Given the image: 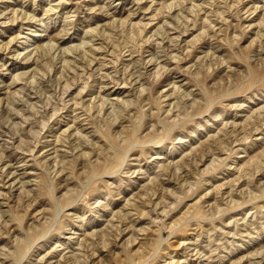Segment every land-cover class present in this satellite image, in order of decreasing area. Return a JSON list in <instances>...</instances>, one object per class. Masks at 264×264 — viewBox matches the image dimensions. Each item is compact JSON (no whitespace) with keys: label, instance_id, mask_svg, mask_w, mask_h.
I'll return each instance as SVG.
<instances>
[{"label":"rangeland","instance_id":"obj_1","mask_svg":"<svg viewBox=\"0 0 264 264\" xmlns=\"http://www.w3.org/2000/svg\"><path fill=\"white\" fill-rule=\"evenodd\" d=\"M0 128V264H264V0H0Z\"/></svg>","mask_w":264,"mask_h":264},{"label":"bare ground","instance_id":"obj_2","mask_svg":"<svg viewBox=\"0 0 264 264\" xmlns=\"http://www.w3.org/2000/svg\"><path fill=\"white\" fill-rule=\"evenodd\" d=\"M207 4H208V3H207ZM51 10H52V9H51ZM56 12H57V10H56ZM192 13H193V12H192ZM15 15H17V14H15ZM15 15H14V16H15ZM19 15H20V14H19ZM34 16H35V15H34ZM34 16H33V18H34ZM206 16H207V15H206ZM19 17H20V16H19ZM29 18H30V17H29ZM207 20H209V18H208ZM205 21H206V18H205ZM210 21H211V20H210ZM216 21H217V20H216ZM195 22H196V21H195ZM204 23H205V22H204ZM207 23H208V22H207ZM92 33H93V31H92ZM93 34H94V33H93ZM98 35H100V34H98ZM101 37H102V34H101ZM91 39H92V38H91ZM95 39H96V38H95ZM93 40H94V39H93ZM83 41H84V40H83ZM86 41H87V40H86ZM146 42H147V41H146ZM83 43H84V42H83ZM87 43H90V41L86 42L85 44H87ZM141 43H142V42H141ZM169 44H170V43H169ZM82 46H83V44H82ZM87 46H88V45H87ZM94 46H95V45H94ZM44 47H45V46H44ZM46 47H48V46H46ZM50 47H52V45H51ZM80 47H81V46H80ZM75 48H76V47H75ZM77 48H78V47H77ZM77 48H76V49H77ZM87 48H89V47H87ZM102 48H103V47H102ZM102 48H101V49H102ZM163 48H164V47H163ZM46 49H47V48H46ZM50 49H51V48H50ZM53 49H54V48H53ZM53 49H52V50H53ZM76 49H74V50L76 51ZM92 49H93V48H92ZM96 49H97V48H96ZM168 49H169V48H168ZM43 50L45 51V48H44ZM47 50H49V48H48ZM71 50H72V49H71ZM71 50H70V51H71ZM74 50H72V52H73ZM86 50H87V49H86ZM89 50H90V49H89ZM102 50H103V49H102ZM107 50H108V49H107ZM165 50H166V49H165ZM96 51H97V50H96ZM110 51H111V50H110ZM49 52H50V51H49ZM84 52H85V51H84ZM86 52H88V50H87ZM89 52H91V51H89ZM165 52H166V51H165ZM33 53H34V52H33ZM35 53H36V51H35ZM61 53L63 54V52H61ZM65 53H66V52H65ZM69 53H70V52H69ZM76 53H77V52H76ZM162 53H163V52H162ZM166 53H167V52H166ZM38 54H39V53H38ZM41 54H42V53H41ZM71 54H72V53H71ZM74 54H75V52H74ZM89 54H90V53H89ZM32 55H33V54H32ZM64 55H65V54H64ZM81 55H82V54H81ZM81 55H80V56H81ZM86 55H87V54H86ZM167 55H168V53H167ZM28 56H29V55H28ZM35 56H36V55H35ZM44 56H45V55H44ZM58 56H59V55H58ZM84 56H85V54H84ZM84 56H83V58H84ZM89 56H90V55H89ZM156 56H157V54H156ZM159 56H160V55H159ZM169 56L172 57L171 54H170ZM29 57H30V56H29ZM37 57H38V56H37ZM59 57H60V56H59ZM73 57H74V56H73ZM78 57H79V56H78ZM78 57H77V58H78ZM95 57H96V56H95ZM132 57H133V56H132ZM171 57H170V58H171ZM30 58H31V57H30ZM66 58H67V57H66ZM77 58H76V59H77ZM152 58H153V57H152ZM154 58H156V57H154ZM154 58H153V59H154ZM27 59H28V57H27ZM71 59H72V58H71ZM79 59H80V58H79ZM149 59H150V58H149ZM174 59H175V58H174ZM28 60H29V59H28ZM66 60H67V59H66ZM66 60H65V62H67V64L70 63V61H66ZM74 60H75V58H74ZM74 60H73V61H74ZM89 60H90V59H88V61H89ZM92 60L94 61V58H93ZM92 60H91V61H92ZM47 61H48V60H47ZM75 61H76V60H75ZM77 61H78V59H77ZM171 61H172V60H171ZM43 62H44V61H43ZM85 62H87V61H85ZM151 62H153V61H151ZM169 62H170V61H169ZM37 63H38V62H36V64H37ZM74 63H75V62H74ZM89 63H91V62L89 61L87 64H89ZM65 64H66V63H65ZM78 64H79V63H78ZM87 64H85L84 66H86ZM91 64H92V63H91ZM38 65H39V64H38ZM75 65H77V64H75ZM81 65H82V63H81ZM102 65H103V63H102ZM114 65H115V64H114ZM135 65H136V64H135ZM155 65H156V64H155ZM159 65H160V64H159ZM164 65H165V64H164ZM40 66H41V65H40ZM66 66H67V68H66L67 70H66V69H65V70H66V71H69V70H68V65H66ZM77 66H79V65H77ZM88 66H89V65H88ZM90 66H92V65H90ZM42 67H43V66H42ZM64 67H65V66H64ZM64 67H63V68H64ZM81 67H82V66H81ZM83 68H84V67H83ZM86 68H87V67H86ZM134 68H135V67H134ZM142 68H143V67H142ZM38 69H39V68H38ZM52 69H53V68H52ZM52 69H51V70H52ZM70 69H71V70H74V69H72L71 67H70ZM75 69H76V68H75ZM87 69H88V68H87ZM90 69H92V68H90ZM65 70H64V71H65ZM82 70H84V69H82ZM100 70H101V69H100ZM64 71H63V73H64ZM76 71H77V69H76ZM84 71H85V70H84ZM87 71H89V70H87ZM156 71H157V70H156ZM160 71H161V69H160ZM85 72H86V71H85ZM85 72L83 73L84 75H85ZM136 72H137V71H136ZM138 72H139V71H138ZM138 72H137V74H139L141 71H140L139 73H138ZM66 73H67V72H66ZM72 73H73V72H72ZM75 73H76V75H77V72H75ZM92 73H93V72H92ZM156 73H157V72H156ZM158 73H159V71H158ZM158 73H157V74H158ZM36 74H37V73H36ZM61 74H62V73H61ZM64 74H65V73H64ZM73 74H74V73H73ZM79 74H81L80 76H83L82 73H79ZM24 75H25V74H24ZM39 75H40V74H39ZM68 75H70V73H69ZM74 75H75V74H74ZM74 75H71V76H74ZM76 75H75V76H76ZM135 75H136V74H135ZM135 75H134V76H135ZM18 76H19V75H18ZM34 76H36V75L34 74ZM44 76H45V75H44ZM59 76H60V75H59ZM59 76H58V77H59ZM66 76H67V75H66ZM71 76H70V77H71ZM75 76L73 77L74 79L72 78V79H73V83H74V80H75ZM78 76H79V75H78ZM87 76H88V75H87ZM94 76H95V75H94ZM94 76H93V77H94ZM110 76H111V75H110ZM115 76H116V74H115ZM158 76H159V75H158ZM19 77H20V76H19ZM67 77H68V76H67ZM102 77H103V76H102ZM108 77H109V76H108ZM32 78H33V76H32ZM35 78H36V77H35ZM60 78H61V77H60ZM63 78H64V77H63ZM63 78H62V79H63ZM68 78H69V77H68ZM88 78H90V77H88ZM132 78H133V77H132ZM139 78H142V79H143V77L141 76V74H140V76H138L137 81H138ZM17 79H18V77H17ZM66 79H67V78H66ZM76 79H77V77H76ZM78 79H80V78L78 77ZM83 79H84V78H83ZM105 79H107V78H105ZM120 79H121V78H120ZM156 79H157V78H156ZM19 80H20V79H19ZM35 80H36V79H35ZM55 80H56V79H55ZM67 80H71V79H67ZM117 80H118V78H117ZM135 80H136V79H135ZM144 80H145V79H144ZM32 81H33V79H32ZM78 81H79V80H78ZM127 81H128V80H127ZM76 82H77V81H76ZM141 82H142V81H141ZM141 82H140V83H141ZM73 83H72V84H73ZM85 83H86V82H85ZM124 83H125V82H124ZM68 84H69V83H68ZM70 84H71V82H70ZM70 84H69V85H70ZM72 84H71L70 86H72ZM89 84H90V83H89ZM31 85H32V84H31ZM142 85H143V87H142V86H141V87L144 88V90H145L144 84H142ZM58 86H59V85H58ZM65 87H66V86H64V89H65ZM84 87H85V85H84ZM175 87H176V86H175ZM68 88H69V87H68ZM25 89H26V88H25ZM82 89H83V88H82ZM28 91H29V90H28ZM138 92H143V91H138ZM80 93H81V92H80ZM187 96H190V95L188 94ZM89 97H90V96H89ZM92 99H93V98H92ZM83 101H84V100H83ZM99 101H100V100H99ZM103 101H105V100H103ZM107 101H109V100H107ZM122 101H123V100H122ZM122 101H121V102H122ZM125 101H126V100H125ZM130 101H132V99H131ZM105 102H106V101H105ZM127 102H128V101H127ZM127 102H124V103H127ZM14 103H15V102H14ZM122 103H123V102H122ZM129 103H130V102H129ZM178 103H179V102H178ZM9 104H10V103H9ZM75 104H77V103H75ZM80 104H81V103H80ZM96 104H97V103H96ZM96 104H91V105L89 104L91 107H90L88 104L85 106V107L88 106V109L86 108V110L89 111L88 113H89L90 115L92 114V113H90V112L94 109V107H95L94 105H96ZM105 104H106V103H105ZM180 104H181V103H180ZM10 105H11V104H10ZM78 105H79V104H78ZM81 105H82V104H81ZM83 105H84V103H83ZM101 105H102V104H100L99 106H101ZM114 105H115V104H114ZM116 105H117V104H116ZM118 105H119V104H118ZM122 105H123V104H122ZM129 105H130V104H129ZM8 106H9V105H7V107H8ZM79 106H80V105H79ZM7 107L4 108V109H8ZM76 107H77V106H76ZM80 107H81V106H80ZM96 107H97V106H96ZM118 107H119V106H118ZM171 107H172V106H171ZM177 107H178V104H177ZM180 107H181V106H180ZM78 108H79V107H78ZM103 108H104V107H103ZM106 108H107V107H106ZM120 108H121V107H120ZM4 109H3V110H4ZM82 109H83V108H82ZM101 109H102V108H101ZM124 109H125V108H124ZM129 109H130V108H129ZM8 110H9V109H8ZM121 110H122V108H121ZM9 111H10V110H9ZM9 111H7V112H9ZM84 111H85V108H84ZM99 111H100V110H99ZM5 112H6V111H5ZM5 112H4V113H5ZM7 112H6V113H7ZM15 112H16V111H15ZM19 112H20V111H19ZM101 112H102V111H100V113H98V112H97V113L101 115ZM169 112H171V110H170ZM16 113H18V112H16ZM7 114H9V113H7ZM7 114H6V116L8 117ZM11 114H12V113H11ZM18 114H20V113H18ZM22 114H23V113H22ZM82 114H83V113H82ZM109 114H110V113H109ZM119 114H120V113H119ZM14 115H15V114H14ZM14 115H13V116H14ZM6 116H5V118H6ZM9 116H10V114H9ZM15 116H16V115H15ZM113 116H114V115H113ZM89 117H90V116H89ZM91 117H92V115H91ZM91 117H90V118H91ZM114 117H115V116H114ZM117 117H118V116H117ZM11 118H12V117H11ZM95 118H96L95 121H97V117H95ZM100 118H101V117H100ZM7 119H8V118H7ZM92 119H93V118H92ZM116 119L118 120V118H116ZM116 119H115V120H116ZM122 119H123V118H122ZM5 120H6V119H5ZM75 120L78 121V120H79V117H78V120H77V118H76ZM89 120H90V119H89ZM20 121H21V120H20ZM91 121H92V120H91ZM113 121H114V120H113ZM113 121H112V122H113ZM142 121H143V120H142ZM139 128H140V127H139ZM0 129H1V128H0ZM173 129H174V128H173ZM67 130H68V129H67ZM164 130H165V129H164ZM20 131H21V130H20ZM171 131H172V130H171ZM65 132H67V131H65ZM169 133H170V132H169ZM15 134H16V133H15ZM64 134H65V133H64ZM166 134H167V132H166ZM20 135H21V134H20ZM22 135H23V134H22ZM22 135H21V136H22ZM80 135H83V134H79V136H80ZM65 136H66V135H65ZM166 136H167V135H166ZM22 137H23V136H22ZM63 137H64V136H63ZM63 137H62V138H63ZM62 138H61V139H62ZM68 138H70V137H68ZM68 138H66V139H68ZM82 138H84V136H82ZM87 138H88V137H87ZM124 138H125V137H124ZM165 138H166V137H165ZM61 139H60V140H61ZM64 139H65V138H64ZM76 139H77V138H76ZM85 139H86V137H85ZM122 139H123V138H122ZM126 139H127V138H126ZM134 139H135V138H134ZM180 139H181V138H180ZM20 141H21V140H20ZM20 141H19V142H20ZM22 141H23V140H22ZM63 141H64V140H63ZM65 141H66V140H65ZM67 141H68V140H67ZM67 141H66V142H67ZM123 141H124V140H123ZM123 141H121V142H123ZM125 141H126V140H125ZM131 141H132V140H131ZM55 142H56V141H55ZM58 142H60V141H58ZM135 142H136V141H135ZM184 142L186 143V141H184ZM184 142L182 141V143H184ZM63 143H64V142H63ZM63 143H61V144L63 145ZM86 143H87V142H86ZM161 143H162V142H161ZM51 144H52V143H51ZM55 144H56V143H55ZM80 144H81V143H80ZM80 144H79V145H80ZM123 144H124V143H123ZM132 144H133V143H132ZM154 144H155V143H154ZM52 145H53V144H52ZM79 145H78V146H79ZM86 145H87V144H86ZM75 146H76V145H75ZM132 147H133V145H132ZM76 148H77V146H76ZM78 148H79V147H78ZM125 149H126V148H125ZM130 149H131V148H130ZM126 150H127V149H126ZM128 150H129V149H128ZM125 154H126V153H125ZM116 155H117V156H116V162H115V165H110V166H109V164H105V165H104V169L101 168V166L99 165V166H98V172H97V173H98V174H99V173H102V172H105V173H112V171H113V170H116L118 167L122 168V166H123V164H124L125 162H124L123 158L119 157V154H116ZM126 155H128V153H127ZM126 155H125V156H126ZM125 156H124V157H125ZM112 158H113V156H112ZM99 159H100V158H99ZM126 159H127V157H126ZM60 160H61V159H60ZM99 161H101V160H98V162H99ZM214 161H215V160H214ZM61 162H62V161H61ZM56 163H57V162H56ZM56 163H54V164L56 165ZM62 163H63V162H62ZM95 163H96V162H95ZM59 165H60V164H59ZM56 166H57V165H56ZM162 168H163V167H162ZM63 169H64V168H63ZM102 169H103V170H102ZM165 169H166V167H165ZM176 169H177V168H176ZM177 170H178V169H177ZM61 171H62V173L64 172V170H61ZM61 171H59V172L61 173ZM92 172H93V171H92ZM162 173H163V172H162ZM112 174H113V173H112ZM164 174H165V172H164ZM109 175H110V174H109ZM107 176H108V175H107ZM110 176H111V175H110ZM14 179H15V178H14ZM15 180H16V179H15ZM11 184H12V183H11ZM6 185H7V184H6ZM12 185H13V184H12ZM9 186H10V185H9ZM194 186H195V185H194ZM10 190H11V189H10ZM82 193H83V192H82ZM82 193H81V195H82ZM154 193H155V192H154ZM1 195H2V193H1ZM5 195H6V194H5ZM79 197H80V196H79ZM76 200H77V199H76ZM78 201H79V200H78ZM76 202H77V201H76ZM57 208H58V207H57ZM260 208H261V207H260ZM62 211H63V210H62ZM218 211H219V210H218ZM218 213H219V212H218ZM56 214H58V213L56 212ZM56 214H55V216H56ZM2 216H4V215H2ZM2 216H1V217H2ZM59 216H60V215H59ZM1 219H2V218H1ZM45 219H46V218H45ZM48 219H49V218H48ZM84 219H85V218H84ZM198 219H200V218H198ZM198 219H197V220H198ZM57 220H58V219H57ZM200 220H201V219H200ZM203 220H204V219H203ZM45 222H46V221H45ZM55 222H56V221H55ZM39 227H40V226H39ZM51 227H52V226H50L49 229L43 231L42 234L38 235V236L36 237L35 240H39V239L42 238V237L44 238V236H46L47 233L50 232V229L53 228V227H52V228H51ZM10 232H11V231H10ZM200 236H201V235H200ZM198 237H199V236H198ZM35 240H33V239H30V240H29V239H28V241L26 242V244H25L24 246H20L19 248H16V249H15V250H16V258L18 259V264H22V263H23V262H22L23 259L28 255V252L30 251V248L34 245ZM134 240H135V238H134ZM130 242H131V241H130ZM59 243H60V242H59ZM128 243H129V242H128ZM131 243H132V242H131ZM35 244H37V242H36ZM105 246H107V245H105ZM59 247H60V246H59ZM81 247H83V246H81ZM105 248H106V247H105ZM12 250H13V249H12ZM77 251H78V250H77ZM96 252H97V251H96ZM13 253H14V252H13ZM155 253H156V252H155ZM93 254H94V253H93ZM93 254H92V255H93ZM95 254H96V253H95ZM259 254H260V253H259ZM259 254H258V255H259ZM6 255H7V254H6ZM8 255H9V254H8ZM85 255H86V254H85ZM256 255H257V254H256ZM74 257L77 258L76 254H75ZM93 257H94V256H93ZM65 258H66V257H65ZM79 258H80V257H79ZM84 258H85V257H84ZM153 258H154V257H153ZM80 259H82V258H80ZM80 259H79V260H80ZM85 259H86V258H85ZM73 260H74V259H73ZM74 261H75V260H74ZM21 262H22V263H21ZM64 262H65V261H64ZM38 263H39V262H38ZM73 263H74V262H73ZM80 263H81V261L79 262V264H80ZM62 264H63V263H62ZM76 264H77V262H76ZM144 264H145V263H144Z\"/></svg>","mask_w":264,"mask_h":264}]
</instances>
